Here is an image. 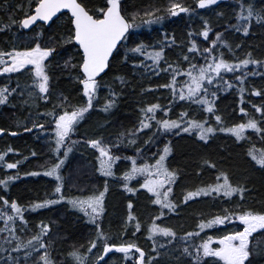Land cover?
I'll use <instances>...</instances> for the list:
<instances>
[{"label": "snow or ice", "instance_id": "snow-or-ice-1", "mask_svg": "<svg viewBox=\"0 0 264 264\" xmlns=\"http://www.w3.org/2000/svg\"><path fill=\"white\" fill-rule=\"evenodd\" d=\"M7 2V0H6ZM220 0H195L196 7H192L184 0H167L165 7L137 8L128 11V0H25L16 5L17 11L23 13L22 18L10 15L8 21L0 19V33L10 31L13 26L18 36H23L29 43H13L7 49L0 48V75L8 78V82L0 85V105L11 102L14 94L21 97V102L31 108H39L40 102L50 103L51 108L37 111L35 119L25 120L23 131L46 133L51 140L52 159L42 171L24 172L25 176L45 175L54 178L55 186L49 198L38 199L33 203L22 204L18 200H9L7 196H0V260L4 264H64L53 255L55 241H50L51 223L40 221L36 230L28 239L21 233L31 231L25 213L47 208L64 202L71 209L82 213L94 227V238L87 246L71 245L66 259L72 264H107L106 257L113 250L123 254L119 264H254V257L260 254L258 244L253 243V234H264V204L260 207L247 206V193L252 188L245 183H234L227 171L219 170L215 183L198 186L182 193L180 204L187 206L189 201L197 198L209 197L238 198V210L223 208V214L212 215L211 218L201 214L198 223L192 231H184L182 235L171 226L158 223L162 217L177 213L179 205L173 199V187L179 179V170L168 165V157L173 148L171 141L164 144L162 149L152 152L144 145H151L156 136L180 133H195L199 140L208 143L216 134L227 133L236 142L244 141L251 146L246 154L256 166L264 170V105L252 104V112L244 107L245 82L249 76H261L264 79V58H254L251 51L242 59L225 57L223 49L232 50V45L224 38L221 31L214 32V38L209 40L213 27L208 20H203V27L197 32L187 33L188 40L177 44L176 36L163 34V39L155 44L144 41L136 43L123 54V62H128L130 56L134 67L147 69L153 75L161 72L169 76L167 83L162 85L149 84L143 89L144 93L167 89L170 99L167 104L158 101L147 103L139 108L140 118L133 129L121 132L114 138L105 139L102 135L95 138L83 137L74 139L78 126L94 103L99 102L101 89V74L111 71L112 62L121 55V49L130 40L131 30L147 24H160L168 17H176L181 13L193 14L198 9H209L218 5ZM134 7V6H133ZM67 16L63 31L52 35L45 33L46 28H52L62 17ZM223 16V13H218ZM236 23L231 25L237 32L249 35L253 24L264 27V7H257L256 0H240L238 11L235 13ZM34 33V35H27ZM208 42L207 47L198 43L200 38ZM73 46L78 52V59L69 55L63 61V68L72 69V78L81 86L84 97L83 104H73L68 96L60 93L55 101L52 100V75L56 65L54 61L58 55V48ZM173 46L182 50L177 55L179 60L169 62L166 50ZM240 45L237 44L236 48ZM142 57V59H139ZM203 62L200 63L199 61ZM182 61V62H181ZM164 64L166 67H161ZM186 64V67L184 66ZM249 65L256 66V71H248ZM28 72L31 76L30 85H22L19 81L13 86L12 74ZM239 72V75H235ZM228 74H233L234 80H229ZM178 77H185L179 79ZM121 85L128 83L126 77L114 78ZM236 89L239 92V112L244 119L228 124L220 114L217 106L218 93ZM109 97L105 99L102 108L110 112L116 107L120 93L108 87ZM251 92L256 97L264 98V88L252 87ZM178 102H184L191 108L195 106L205 115L196 118L186 109L176 118H166L172 113ZM249 104L251 102L249 101ZM163 115H160V114ZM258 113L257 117L255 114ZM33 113L29 111V117ZM30 124V127L28 126ZM145 130L152 135L137 146L139 135ZM248 130L258 136L261 146L252 141ZM6 129L0 127V134ZM11 135L18 133L12 131ZM84 144L95 153L97 162L96 172L104 178L102 190L91 194L66 195V177L63 175L64 166L78 145ZM125 146H130L135 154L131 156L118 155ZM17 149L7 147L0 150V165L8 170H17L14 175L0 177V188L8 190L10 184L20 178L18 166L21 160L10 162L9 153ZM31 156L37 153L32 150ZM24 160L28 157H23ZM122 159L130 161V168L118 177L116 165ZM204 164L211 169H217V164L205 160ZM142 178V183L139 179ZM109 179H118L120 186L129 193H136L140 189L152 194L151 203L157 205L158 211L148 224H143L133 211V202H127L126 218L122 221L120 239L105 231L106 195L109 193ZM135 181L138 187L131 186ZM239 222L240 229H233L219 235L204 233L214 226ZM147 233L150 240V250L146 251L138 242L127 239L129 230L133 235L141 229ZM199 242H195V241ZM191 241V242H190ZM215 245V246H214ZM95 250V251H94Z\"/></svg>", "mask_w": 264, "mask_h": 264}, {"label": "trees", "instance_id": "trees-1", "mask_svg": "<svg viewBox=\"0 0 264 264\" xmlns=\"http://www.w3.org/2000/svg\"><path fill=\"white\" fill-rule=\"evenodd\" d=\"M24 2L25 0H7V2L6 0H0V19L7 22L10 15H14V18H22L23 13L17 11L16 5ZM92 2H95V0H92ZM239 2L240 0H220L218 5L211 6L209 9H198L197 13L193 14L181 13L179 16L166 18L160 24L151 26L145 24L138 29L131 30L130 40L121 49V55L117 56L112 62L111 71L107 70V74L101 76L99 102L94 103V109L90 110L85 119L81 121L77 134L73 138H95L100 135L105 139L114 138L121 132L137 126L140 118L139 108L147 103L157 101L162 105L168 103L170 95L167 89L162 88L150 93H144L142 90L147 88L149 84L162 85L167 83L170 79L169 76H166L163 72L156 76L147 69L134 67L132 62L133 59L138 57V54L130 56L128 62H123L124 52L128 48L134 47L136 43L144 41L148 44H155L163 39V34L167 32L169 35L174 34L176 36L177 44L179 45L188 40L187 33L189 31L196 30L198 32L203 27L202 21L208 20L213 27V33H210L209 40L214 38L215 31H221L224 33V38L232 45L231 51H228L227 48L223 49L226 58L242 59L249 51L252 52L254 58H264V27L254 23L250 34L247 36L231 28V25L236 23L235 13L238 11ZM184 3L196 7L195 0H184ZM166 5L167 0H128L126 7L128 11H133L137 8H159ZM256 6L264 7V0H256ZM218 13H223V16H219ZM66 20L67 16L65 15L52 28H46V36L62 32ZM27 35L31 36L34 33H27ZM16 36L18 34L15 26L8 32L0 33V48L7 49L13 43H29L23 36L14 39ZM198 43L203 47L208 46V42L203 41L202 37L198 40ZM237 44L240 45L239 48H236ZM181 50L180 47L175 46L166 50L168 61L175 62L179 60L180 58L177 54ZM57 51L58 55L54 61L56 67L51 73L53 77L51 83L52 100L54 102L57 95L63 93L69 97L73 104H83L85 101L81 93V86L72 78V75L78 73H75L72 69L63 68V61L69 55L78 59V52L73 46H64L63 48H58ZM139 59H142V57H139ZM199 62L202 63L203 61L200 60ZM184 66L186 67V64ZM161 67L166 66L161 64ZM256 70V66L249 65L248 71ZM259 71L264 72V68L259 69ZM239 74L237 72L235 75ZM117 76L126 77L128 83L121 85L114 79ZM184 78L178 77V80ZM227 78L234 80L233 74H228ZM11 79L14 86L16 81L25 86L31 84L30 74L23 72V70L22 74H12ZM7 82L8 78L0 75V85ZM109 86L120 93V96L116 107L106 113L103 111L102 105L105 99L109 97ZM244 86L248 90L245 93L243 106L248 108L249 112L253 111L252 104L264 105V98L256 97L251 92L252 87L264 88V79L261 76H249ZM218 96L217 106L220 109V114H222L228 124L239 122L245 118L244 114L239 112L238 90L222 91L218 93ZM10 99L12 100L9 104L0 105V127L6 129L5 134H0V150H4L9 146L17 149V152L9 153L6 159L10 162L21 160L22 163L18 166L20 178L10 184L8 190L0 188V196H7L9 200H18L22 204H29L38 199L49 198V194L55 186V181L54 178H49L43 174L40 176L23 175L24 172L42 171L47 162L52 159L50 137L46 133H38L36 129L31 132L23 131V123L25 120L35 119L34 114L37 111L51 108V104L40 102L38 109H29L21 102V97L16 94ZM249 101L251 104H249ZM186 109L190 112V115H195L196 118H203L205 115L195 106L189 108L184 102H178L173 107L172 113L166 118L174 119L181 111ZM29 111L33 113L32 117H29ZM160 115L163 114L161 113ZM255 115L259 116L258 113ZM28 126L30 127V124ZM12 131L18 134L13 136L10 134ZM247 134L251 136L257 147L261 146L258 136L253 133V130H248ZM151 135L152 132L148 130L141 133L137 146L142 145L143 141ZM168 141H171L173 148L171 155L168 157V165L172 169H178L180 174L173 187V199L179 205V208L177 213L162 217L157 221L158 223L164 226H171L179 235H182L184 231L195 229L201 214L204 217L211 218L212 215L223 214V208H229L233 211L238 210L236 205L240 201L235 197L223 200L202 197L197 198L195 201H189L187 206L180 204L183 192L198 186L215 183V177L218 175L219 170L227 171L234 183H245L252 188V191L246 194L247 206L258 208L264 204V170L256 166L246 154L247 149L251 146L249 143L244 141L236 142L235 138L227 133L216 134L208 143L200 141L195 133H180L179 135H158L151 145H144V148H150L152 152H156L158 148L162 149ZM32 150L37 153L36 156L30 155ZM96 154L84 144H80L73 149L63 169V175L66 177V195L84 196L102 189L104 178L96 172ZM117 154L124 157L134 155L135 152L130 146H125ZM23 157H28V159L24 160ZM205 160L216 163L217 169H211L206 166L204 164ZM122 163H127V166L121 171L120 164ZM130 166V161L124 159L118 161L115 169L117 176L119 177ZM78 170L80 172L76 175ZM16 171L15 169L8 170L0 165V177L14 175ZM137 179L142 182V178ZM108 183V195L111 196L106 204L105 231L115 235L117 241H119V233L123 227L122 221L127 214L126 205L128 200H132L133 211L145 225L157 214L159 206L151 203L150 197H152V194L145 189H140L136 193H129L120 186L118 179H109ZM131 186L138 187V184L133 181ZM152 198L154 199V197ZM25 216L31 229V231L21 233L25 240L38 230L40 221L51 223L52 229L49 239L50 241H55V252L53 255L58 261H64V264H72L70 258L66 259L67 253L71 250V245L87 246L88 242L94 238L95 229L87 221V218L63 202L27 212ZM0 227H3L2 222H0ZM233 229H240L239 222L234 221L227 225L214 226L212 229H206L204 233H201V236H204L205 233L219 235ZM0 235H7V233ZM127 238L138 242L146 251L150 250V240L144 228L134 235L130 229ZM252 239L253 243L258 244L260 250V254L254 257V264H264V234L254 233ZM122 255L113 250L105 258L107 264H119ZM0 264H4V261L0 260ZM21 264H25V262L22 261ZM184 264H187V261Z\"/></svg>", "mask_w": 264, "mask_h": 264}, {"label": "rangeland", "instance_id": "rangeland-1", "mask_svg": "<svg viewBox=\"0 0 264 264\" xmlns=\"http://www.w3.org/2000/svg\"><path fill=\"white\" fill-rule=\"evenodd\" d=\"M127 166V163H122V164H120V170L122 171L125 167ZM79 170L77 171V173H76V175H78L79 174ZM99 176H100V174H99ZM102 190V189H101ZM111 196V195H110ZM110 196L107 194L106 195V204H107V200H110ZM64 203V202H63Z\"/></svg>", "mask_w": 264, "mask_h": 264}, {"label": "flooded vegetation", "instance_id": "flooded-vegetation-1", "mask_svg": "<svg viewBox=\"0 0 264 264\" xmlns=\"http://www.w3.org/2000/svg\"><path fill=\"white\" fill-rule=\"evenodd\" d=\"M13 75H15V74H13ZM14 86V85H13ZM12 100V99H11ZM142 183V182H141ZM128 239V238H127Z\"/></svg>", "mask_w": 264, "mask_h": 264}, {"label": "water", "instance_id": "water-1", "mask_svg": "<svg viewBox=\"0 0 264 264\" xmlns=\"http://www.w3.org/2000/svg\"><path fill=\"white\" fill-rule=\"evenodd\" d=\"M107 71V70H106ZM102 75V74H101Z\"/></svg>", "mask_w": 264, "mask_h": 264}]
</instances>
